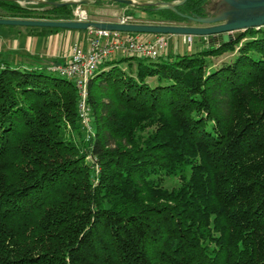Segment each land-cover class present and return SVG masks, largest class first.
<instances>
[{
  "label": "trees",
  "instance_id": "16d2710c",
  "mask_svg": "<svg viewBox=\"0 0 264 264\" xmlns=\"http://www.w3.org/2000/svg\"><path fill=\"white\" fill-rule=\"evenodd\" d=\"M208 1L135 9L181 25ZM76 8L0 0V18ZM198 38L103 61L89 136L72 80L0 60V264H264V27Z\"/></svg>",
  "mask_w": 264,
  "mask_h": 264
},
{
  "label": "water",
  "instance_id": "95a60500",
  "mask_svg": "<svg viewBox=\"0 0 264 264\" xmlns=\"http://www.w3.org/2000/svg\"><path fill=\"white\" fill-rule=\"evenodd\" d=\"M19 2L25 0H17ZM35 3H45L50 6L62 7L65 5H82L87 2L79 0H30ZM120 4L134 7L151 8L155 10L168 9L178 12V7L188 0L141 2L135 0H114ZM190 22L198 25L149 24L133 22H110L91 20H45L0 18V25L58 28L65 30L88 31L109 30L124 33H140L154 35H191L207 37L210 42L215 36L219 41H228L241 36L252 28L264 27V0H219L210 16H188Z\"/></svg>",
  "mask_w": 264,
  "mask_h": 264
},
{
  "label": "built area",
  "instance_id": "2783aa9c",
  "mask_svg": "<svg viewBox=\"0 0 264 264\" xmlns=\"http://www.w3.org/2000/svg\"><path fill=\"white\" fill-rule=\"evenodd\" d=\"M74 20H88L87 12L77 7ZM120 22H128L127 19ZM87 46L72 49L65 64L54 65L52 70L72 80L79 93V115L88 132L93 134L89 117L88 86L99 65L108 59L129 55L155 58L168 47V35H156L154 39H143L139 34L109 30H88ZM189 50L193 47L194 36H182Z\"/></svg>",
  "mask_w": 264,
  "mask_h": 264
},
{
  "label": "crops",
  "instance_id": "0c3cea01",
  "mask_svg": "<svg viewBox=\"0 0 264 264\" xmlns=\"http://www.w3.org/2000/svg\"><path fill=\"white\" fill-rule=\"evenodd\" d=\"M79 1H85V0H79ZM113 3H117L114 0H110ZM135 1H141V2H154V1H173V0H135ZM101 5L104 2V0H87L86 3L82 5H78L77 7H80V9L87 11V6H91L92 4H95V6H98L96 4ZM120 4V3H117ZM110 5V4H108ZM105 4V6H108ZM126 5V4H125ZM126 7L117 9V6H113L112 9L106 8L103 9L101 7H98L97 9H102L101 11H96L95 14L97 15H105V16H116L118 13H120L122 10L125 11L128 9ZM104 10V12H103ZM92 13V12H91ZM94 13V12H93ZM124 16V15H123ZM125 16H127L125 14ZM125 17L123 18H118L115 19L113 17H98L95 19L96 21H110V22H120L121 20H124ZM130 22V21H128ZM2 26V25H0ZM6 26V25H5ZM35 28H40V31H44L43 28L41 27H34V28H29V29H35ZM11 32V37L4 36L1 38L0 36V43L8 38L7 40L11 42L10 48L8 50L16 51V53L19 55L20 58L19 60H22L21 63H24V55L33 57L35 60H37L36 63H31L28 61L26 64H31V65H37V66H44V65H60V64H65L70 56V48L73 44L81 43V34L82 32L76 31V30H64V31H50L49 34H30L26 30H17L14 32V30H9ZM6 33V32H5ZM1 35V34H0ZM143 39H154L156 35L154 34H141L140 35ZM2 39V40H1ZM178 46L175 49H170L169 52H183L182 50V44L181 41L183 42V37L178 38ZM83 47L86 48L87 46V39L86 41H82ZM3 44L2 47H6ZM178 48V49H177ZM3 48H0V53H2ZM187 50V48H186ZM189 51V50H188ZM168 52V51H165ZM18 55L16 58H18ZM17 62V61H14Z\"/></svg>",
  "mask_w": 264,
  "mask_h": 264
},
{
  "label": "rangeland",
  "instance_id": "374dc122",
  "mask_svg": "<svg viewBox=\"0 0 264 264\" xmlns=\"http://www.w3.org/2000/svg\"><path fill=\"white\" fill-rule=\"evenodd\" d=\"M219 0H209L206 7H207V15L206 16H210L213 14V8L215 6V4L218 2ZM28 2H32L33 1H29V0H25V1H22L20 2L21 4L23 5H26L28 4ZM105 3H103L101 5L100 4H96L98 6H95V4H92L91 6H87V15H88V20H91V21H96L95 19H97L98 17H113L115 19H118L119 17L120 18H123L125 17V19H127V21H130V22H133V23H149V24H170V23H167V22H161V21H157L155 20V17L152 16L151 14H149L148 12H145V11H141V10H138V9H135L134 6L132 5H128V9L125 10V11H121L120 13H118L116 16H105V15H97L95 14L96 11H101L102 9H97L98 7H101L103 9H106V8H109L112 9V7L114 6H117V9H121V8H124L126 7L125 5H121V4H117V3H113L112 1L110 0H104ZM108 5V6H105ZM92 12V13H91ZM94 12V13H93ZM102 12V11H101ZM104 12V10H103ZM132 14L131 16H125V14ZM124 15V16H123ZM181 25H198L194 22H188V23H184V24H181ZM29 28H34V27H24V26H8V25H2L0 26V36L1 38L4 37V36H8V37H11V32L9 30H14V32H16L17 30H26L28 33L30 34H35V33H38V34H49L50 31L48 30H44V31H40L41 29L40 28H35V29H29ZM65 29H60V31H64ZM6 32V33H5ZM82 33L81 34V43H77V44H73L69 50L72 51L73 48L75 47H83V42L82 41H86V39L88 38V33L89 31H80ZM182 35H168V47H167V50L166 51H169L170 49H175L178 45V38H181ZM12 38V37H11ZM8 38L6 39H3L4 40V43L3 41L0 43V48H3V52L0 53V60H8L12 63H21L22 60H19L20 58L22 57H19V55L16 53V51H12V50H8V48H10V44L11 42L7 40ZM2 40V39H1ZM3 44H5L4 46L6 47H2ZM181 44L183 45L182 47V50L183 52L185 51H188V47H187V44L183 41H181ZM8 47V48H7ZM202 46H201V42L199 41V38L194 36V42H193V47L191 50L189 51H196L198 49H200ZM187 48V50H186ZM178 49V48H177ZM177 52V51H176ZM71 54V52H70ZM18 55V58H16V56ZM121 58V57H120ZM23 59V58H22ZM14 61H17V62H14ZM28 61H30L31 63H36L37 60H35L33 57H30V56H27V55H24V60L23 62L24 63H27ZM38 63V62H37ZM179 184V180L177 178H169L166 182V185L167 186H177Z\"/></svg>",
  "mask_w": 264,
  "mask_h": 264
}]
</instances>
